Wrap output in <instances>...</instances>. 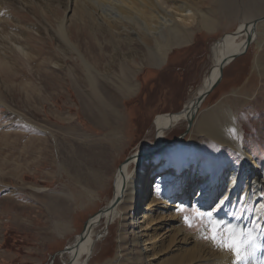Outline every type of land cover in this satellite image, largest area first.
<instances>
[{
  "label": "rangeland",
  "instance_id": "obj_1",
  "mask_svg": "<svg viewBox=\"0 0 264 264\" xmlns=\"http://www.w3.org/2000/svg\"><path fill=\"white\" fill-rule=\"evenodd\" d=\"M31 1L0 0V264H50L56 252L75 242L85 223L114 197L115 174L125 160L153 148L158 116L179 112L203 85L213 65L216 43L238 30L244 20L264 16V0H232L227 10L219 8L221 0H198L202 18L195 19L193 40L173 48L162 66L148 63L143 67L138 73V91L120 100L122 112H111L109 124L104 125L93 120L85 107L95 101L103 105V100L82 95L71 76L70 70L78 81H86L76 53L66 57L63 67L56 66L63 52L51 29L56 27L57 18L71 15L66 11L67 0H48L51 5L46 6L45 0H34L30 6ZM203 15L216 22L215 29L202 26ZM257 24L259 36L244 54L225 66L221 82L190 120L189 133L178 143L166 145L185 133L189 121L166 131L163 142L173 152L169 158L174 164L183 167L190 161L198 170H207L217 178L228 167L241 164V155L231 142L242 138L260 163L258 174L264 184V20ZM81 25L78 22L71 28L76 44L83 41L79 38L83 34ZM82 49L88 50L86 46ZM107 53L96 49L89 57L104 61ZM221 106L222 110L232 109L234 115H224L231 116L229 123L215 135L199 129L204 115ZM115 129L121 130L123 139L109 156L108 136L114 138ZM159 156V162L165 160ZM104 159L109 167L113 163L111 170L100 167ZM153 163L151 157L146 170L154 172L158 164L153 168ZM136 167L132 164L131 170ZM101 170L103 174L106 170L107 181L99 185V179L92 177ZM157 192L151 182L149 196ZM261 199L251 196L248 201L241 200L237 209L221 207L217 212L213 203L205 207L192 203L186 206L185 215L191 217L194 209L204 214L201 219L193 218L191 229L205 242L211 240L206 238L210 235L209 218L223 229L228 228L224 217L234 219L247 213L250 227L264 233V222L255 223L253 218ZM138 209L140 205L128 201L114 220H100L95 226L93 253L86 264L115 259L121 214L126 215L128 248L135 244L142 250V242H137L139 227L133 220ZM251 232L247 228V236ZM73 259L63 252L53 264H67Z\"/></svg>",
  "mask_w": 264,
  "mask_h": 264
},
{
  "label": "bare ground",
  "instance_id": "obj_2",
  "mask_svg": "<svg viewBox=\"0 0 264 264\" xmlns=\"http://www.w3.org/2000/svg\"><path fill=\"white\" fill-rule=\"evenodd\" d=\"M15 1L28 4V0ZM33 4L34 0L30 2V6ZM43 5H51V3L45 0ZM199 6L198 0H67L66 11L71 12V15L69 18L67 15L57 18L56 27L51 29L58 37L63 52L56 66L63 67L66 57L76 53L86 76V81L81 78L78 81L70 70L78 90L82 95L92 96L94 99L99 97L103 100V105L99 101L86 104L87 112L93 120L104 125L109 124L111 112L116 114L122 112L119 101L138 91L139 71L148 63L162 66L173 48L193 40L195 19L201 17ZM231 6L232 0H221L219 3L221 10H227ZM261 17L244 20L238 30L220 39L213 48L215 55L213 65L205 75L203 85L199 87L197 93L195 92L196 94L179 112L158 116L155 123L157 138L153 148L147 152L135 153L128 163L121 165L122 167L115 174L117 185L114 197L105 205L106 209L104 207L102 214L90 218L87 226L81 231L82 238L77 236L75 242L63 251L74 258L67 264L89 262L96 241L95 226L104 217H111L114 220L118 216L119 209H123V204L128 201H134V204L140 205L141 208L138 209V215L136 219L133 217V220H136L139 227L137 234L140 235L137 242H142V250L137 249L135 244L128 248L126 215L121 214L123 217L118 235L117 256L104 264L125 262L127 264H234L235 257L231 252L221 250L212 240L205 242L204 237H199V234L192 231V227L185 224L186 206L193 203L205 207L213 203L217 212L216 210L221 207L237 209L241 200H247L251 196L258 200L264 198L262 193L264 184L258 174L259 161L247 149L242 138H234L231 145L241 155V164L230 166L223 174L213 178L210 172L198 170L192 163L190 164V161L184 163L183 167L180 163L174 164L169 158L173 152L170 153L169 148H166L163 139L166 131L172 126L187 120L190 123V120L196 117L205 98L211 93L208 91L220 77L221 65L227 60L229 63L232 62L231 59L236 55L244 54L250 46H246L248 38L252 41L256 39L259 34V24H257L259 21L255 24L254 22ZM78 22L84 25H81L82 38L79 37L84 42L78 40L76 44L71 35V28L73 25L78 26ZM202 26L206 29H215L217 24L207 15H203ZM262 43H259V46ZM17 46L26 54L23 46L19 44ZM84 46L88 49L86 50L88 53L82 49ZM95 48L103 52L108 51V59L92 61L89 55L96 51ZM3 59L4 62L6 57ZM4 63L6 65V62ZM84 84L86 88L82 87ZM225 114L232 116V109L222 110L221 106L209 111L204 115L198 128L212 135L217 134L229 123L231 116L224 117ZM231 121L230 124L233 123V119ZM116 129L112 132L114 138L108 136L109 156L113 148L121 144L123 139L121 130L119 132V129ZM226 130L228 131V128ZM160 154L165 160L159 162ZM151 157L154 161L152 167L158 164L154 172L146 170ZM132 164H137L133 170H131ZM110 165L113 166V163ZM104 166L107 170L112 168L109 167L106 159L101 162L100 167ZM105 172L103 174L101 170L92 179L96 177L101 180V182L97 180L99 185L105 183L107 181ZM151 182L156 184L159 193L161 192L160 195L157 192L149 196ZM182 207L185 211H179ZM253 218L255 223L264 222V201L257 207V213ZM224 221L228 228L243 233L244 238H247V228L252 229L251 236L254 239L248 245L249 254L240 264H264V233L250 227L248 214L234 219L224 217ZM253 245H255L254 251Z\"/></svg>",
  "mask_w": 264,
  "mask_h": 264
},
{
  "label": "snow or ice",
  "instance_id": "obj_3",
  "mask_svg": "<svg viewBox=\"0 0 264 264\" xmlns=\"http://www.w3.org/2000/svg\"><path fill=\"white\" fill-rule=\"evenodd\" d=\"M179 211H185V209L182 207ZM203 215L202 212L194 209L191 217L184 216L185 223L191 227L193 218L201 219ZM208 223L210 235L206 238L211 239L221 250L231 252L235 257L234 264H240L242 260L247 258L249 253L245 251L246 246L251 244L254 239L250 234L244 238V234L234 228L221 229L218 222L211 218H209ZM252 250H255V245H253Z\"/></svg>",
  "mask_w": 264,
  "mask_h": 264
},
{
  "label": "water",
  "instance_id": "obj_4",
  "mask_svg": "<svg viewBox=\"0 0 264 264\" xmlns=\"http://www.w3.org/2000/svg\"><path fill=\"white\" fill-rule=\"evenodd\" d=\"M263 20H264V16L261 17L260 19L256 20V21L254 22V24H255L257 21H263ZM251 43H252V40H251L250 38H248V40H247V45H246V46L248 47ZM239 55H240V54H239ZM239 55L234 56L231 60H234V59L237 58ZM228 63H229V60L225 61V62L221 65V67H220V77H219L218 81H216L215 84L211 87V89L208 91V93H209L210 91H212V90H213V89H214V88H215V87L221 82V79H222V76H223V72H224V68H225L226 64H228ZM199 100H201V98H200ZM190 127H191V122L187 125V129H186V131H185L184 134L180 135L179 137H177V138H175V139H173V140L167 141L165 144H166V145H170V144L178 143L181 139H183V138L189 133ZM132 156H133V155L129 156V157L125 160V162H124L123 164L128 163V162L130 161V159H131ZM105 209H106V207H105ZM102 213H103V211H102V209H101L96 215H99V214H102ZM89 220H90V219H89ZM89 220L85 223L84 228L87 226V223L89 222ZM78 236H80L79 238H82L83 233H81V234L78 235ZM70 247H71V246H70ZM68 248H69V247H66L64 250L56 252V253L53 255V257H52V260H51L50 264H53L54 258H55L57 255H59L61 252L65 251V250L68 249Z\"/></svg>",
  "mask_w": 264,
  "mask_h": 264
}]
</instances>
